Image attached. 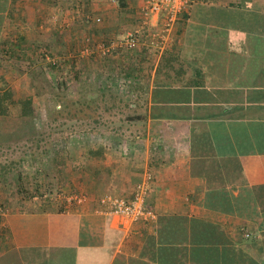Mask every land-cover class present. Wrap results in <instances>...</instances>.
<instances>
[{
  "label": "crops",
  "instance_id": "obj_1",
  "mask_svg": "<svg viewBox=\"0 0 264 264\" xmlns=\"http://www.w3.org/2000/svg\"><path fill=\"white\" fill-rule=\"evenodd\" d=\"M137 2L130 6L137 5L138 10L142 0ZM48 5V0H0V81L13 89L25 77H31L39 60L46 58L48 52L41 54L43 47L53 49L58 15ZM220 9L232 10L228 24L223 25L227 14ZM245 11L264 15V0H195L184 15L188 19L193 13V20L205 24L192 29L194 33L201 31L205 40L209 33L213 39L220 34L211 32V26L235 32L236 36L244 28L240 23ZM128 28L133 26L127 25L123 34ZM176 31L174 28L172 35ZM190 45L194 46L187 48L189 52L204 48V43ZM168 47L169 43L164 49ZM243 51L242 45L234 55L233 66H241L239 73L222 76L224 71L210 68L212 59L195 62L193 58L189 62L195 63L194 67L168 84L156 77V61L150 77L142 82L160 81L163 88L172 90L171 96L165 97L162 87L157 86L161 102L157 107L151 106L148 97L147 120H157L158 124L152 123L151 128L148 123L143 128L146 134L140 153L134 150L119 157L112 154L114 151L109 156L104 152L106 175L102 179L89 172L68 176L67 182L78 189L74 196H82V202L62 193L60 201L52 202L46 198L48 193L41 194L31 185L15 191L8 185L9 174L1 172L0 264H160L159 228L169 215L188 221L189 236L194 234L191 227L195 220L218 228L221 245L237 252L235 264H264V87L254 89L257 99L251 107L244 103L248 107L230 111L231 106L223 101L233 82L248 77L242 70L249 61ZM257 63L262 66L264 60ZM195 68H202V73L196 75ZM199 79L205 86L183 87L182 82ZM261 81L264 78L259 79V85ZM246 90L245 94L251 93ZM139 182L148 186L143 217L133 220L105 213L99 204L103 191L129 199ZM12 191L15 197L11 202L8 194ZM38 193L43 198L38 199ZM190 248L183 256L182 249L172 248L173 264H192Z\"/></svg>",
  "mask_w": 264,
  "mask_h": 264
},
{
  "label": "rangeland",
  "instance_id": "obj_2",
  "mask_svg": "<svg viewBox=\"0 0 264 264\" xmlns=\"http://www.w3.org/2000/svg\"><path fill=\"white\" fill-rule=\"evenodd\" d=\"M122 1L123 5L120 0H48V4L52 7L48 5V9H52L55 16L58 15L54 20L53 49L48 52V56L53 57L61 64L63 62L64 66L61 69L63 70L61 71L63 83L67 82L73 88H71L72 91L66 92V94H64L65 91L61 92L62 88H59V84H61L59 73L53 74V90L49 86L47 88L45 84L47 79L52 76L50 72L46 74L47 76L44 74L46 79L42 76L37 78L36 74H33L34 76L25 77L22 83H17L14 86L16 93L27 94V96L34 99L36 118L33 122H28L24 118H17V111L14 110L13 117H7L3 121H0L1 129L6 133L16 131V134L12 138L6 136L7 140L2 139L0 141V174L1 172L9 174L10 179L7 182L13 190L24 185H31L38 192H42L41 194L43 192L48 193L46 198L52 202L60 201L63 198L61 193L64 194V197L77 195L78 189H75V186L67 182L68 176L80 177L81 173L85 174V172H89L97 178L100 175V179H102L103 175H106L104 172L105 168L103 167L105 153L109 156L111 151H114L112 154L119 157L130 155V153L133 154L132 151L134 150L140 153L143 148V136L146 134V130L143 128H146L148 123H151V128L153 124H158L157 120H146L145 124H141L140 117L132 120L130 116L135 117L136 115L135 113H130L127 109L135 106L136 112L141 115L145 100V107L147 109L150 98L151 106L157 107L156 103L161 102L157 99L159 89L156 86L162 87V96L167 94L164 91L166 88H163L164 84H161L160 81L156 83L154 80L153 84H149L147 81L142 82L143 78L147 80L150 77L151 70L160 58L161 49L138 44L126 48L119 47L118 51H121L119 55L116 54L119 52H115L113 49H110L109 52L103 55V50L99 48V45L103 41L106 43L110 40L117 42L126 30L127 25L129 27L133 26L131 29L128 28L129 31L139 28V9L137 10V5H135V8L130 6L134 5L137 0L129 3L126 0ZM201 5L203 6V4ZM127 6L129 8H126ZM98 14H100V17L98 16L100 21L96 19ZM195 17L196 15L193 16V13L191 17L190 13V16L183 25L180 24L179 26L177 22L175 25L176 34H171L167 42L170 47L175 46L177 48L179 59L187 70H191L195 65V63L190 64V60L196 58V62L200 58H204L202 49L203 54L201 50L199 52L187 51V48H193L194 45H190L192 43L200 46L204 43L201 31L199 33L197 31L195 33L194 31L192 32L194 27H203L205 25L198 24L197 19L196 21L193 20ZM130 23L133 24L130 25ZM211 28L213 27L211 26ZM80 30L83 31L80 32ZM111 32H114V34ZM198 39L202 42L200 43ZM195 55H198V58ZM101 57H108V60H114L113 58H115V62L120 65L129 62V59L131 64L136 63V67L132 68V70H135L136 74L141 77L136 83H131L133 81L131 78V82H129L126 79L124 80V77L118 75L114 81L103 80L101 84L104 89L102 94L112 93L122 98L121 104L124 110H119L118 115L114 116V119H110V124H107L109 123V117L104 116V121H102L104 124L92 133L90 130L79 131V129L85 128L86 125L84 123L73 125L70 129L66 128L63 131H51V128L59 127L53 124V118L57 120L58 124H61L60 122L63 117L59 112L58 114L56 111L50 112L53 104L59 108V105L54 100L61 99L63 95L66 97L68 94L78 97L81 93H85L84 88L93 90L95 85L91 83L90 86L84 81L87 78L96 81L95 73L101 69L99 63L103 59ZM72 61L75 67L71 70L68 65ZM123 67L121 66L117 72L124 73L125 69ZM74 73L80 75L81 78H83L82 76L86 78H84V81L72 84ZM133 74L135 75V73ZM162 76L160 74V78L158 79L162 80ZM163 82L167 83L168 81ZM53 93L57 94V97L54 99H52L51 95ZM108 103L109 101H106V104ZM76 104H79V102L76 101ZM81 105L85 107L83 111L91 110V108L83 104ZM73 107H77V105H73ZM72 109L75 111L74 108ZM31 124H33V127ZM31 127L38 130L35 129L32 133ZM115 127L116 131H113ZM30 128L32 131L28 132ZM41 130H44L43 135L40 136L36 133L37 136L35 135L33 140L28 137L29 134L33 135L35 131ZM133 141H137V143L132 144L131 142ZM119 159L121 162H124V159ZM17 176L18 178L14 179ZM5 186L7 184L1 187L4 188ZM107 193L109 192L103 191L100 195L102 196ZM37 195L38 199L43 198V195L41 196L40 193ZM8 196L11 197L12 202L15 197L14 193L8 194ZM116 196L119 195L116 194ZM70 202H73L72 199H70Z\"/></svg>",
  "mask_w": 264,
  "mask_h": 264
},
{
  "label": "trees",
  "instance_id": "obj_3",
  "mask_svg": "<svg viewBox=\"0 0 264 264\" xmlns=\"http://www.w3.org/2000/svg\"><path fill=\"white\" fill-rule=\"evenodd\" d=\"M207 1V0H204ZM120 2L123 5V1L120 0ZM231 9H220V12L226 13L227 17L223 18L222 21L224 20L225 23L228 24L230 22L229 15L231 13ZM244 13L242 15V20L240 23V26H243L244 28L242 30H239L237 35L235 36V32H226V30L220 31L219 28L213 27V28H208L211 30V32L215 34L220 32L219 35H216L213 39V35L210 36L209 33L206 36V39L204 41V59H212L210 61L213 62V67H210L211 69H216L220 73L224 71L222 76L228 75L229 72H234L239 73L241 71V66H233L235 64L236 58H234V55L236 52L238 53L239 49L242 48L243 45V57L245 59H248V64L247 66H244L242 69L243 71L245 70V73L248 74V77H242L239 79V82H233L231 88H227L228 94L226 93V98L223 99L225 103H228L229 106H231L230 111L232 110H242L244 107L252 106V103L256 98L254 89L256 88L258 91L264 87V82L259 85L258 81L259 79L262 80L264 78V63L263 65L260 66L257 63L258 59L264 60V15L263 14H257L255 12H249L245 11L242 12ZM241 13V14H242ZM185 13L182 14L181 19L178 20V24L180 26L183 25L186 22V15ZM185 16V18H184ZM98 18V17H96ZM100 19V18H99ZM219 22H221V18L218 17ZM233 21V20H231ZM222 24L220 27L224 28ZM207 31V30H206ZM251 32V33H250ZM253 32V33H252ZM239 34V35H238ZM111 40L108 42L110 43ZM103 43H106L103 41ZM107 44V43H106ZM174 45V44H173ZM44 48V47H43ZM50 47L48 46L47 50L43 49L44 51L41 52L43 55L44 53L49 52ZM115 50L117 55L121 53V51H118L119 46H115L112 48ZM106 54V53H105ZM103 54V55H105ZM113 56V55H112ZM43 60H45V56H43ZM103 58L99 63H100V71L95 73V78L96 81H93L92 79H86L84 81L85 76H82L83 78L80 77V75H76V73L73 74V81L71 82L74 84L75 82L79 81H84L86 84L90 85L93 83L94 89L93 90H87L84 88L85 93H81L78 97H73L68 94L66 97H62L59 100H54V102H57V105H59V108L52 105L50 112L56 111L57 114L58 112L63 116L61 119V124H58L53 118V124L58 125L59 127L56 128H51V131L55 130H65L66 128L72 127L73 125L76 124H82L84 123L86 126L85 128L79 129V131H85V130H90L91 133L93 131L98 130L100 126H102L104 123V116L109 117V123L110 124L111 120L114 119V116H117L119 113V110H124L122 107V98L116 96L115 94L109 93V94H102L104 91L103 86H101L103 80L105 81H114L118 75L124 77V80L131 82V83H136L141 77L136 74L135 70H132L136 67V63H130V59L128 60L129 62L120 65L115 62L114 60H108V57H101ZM230 58V59H229ZM52 60H48L43 62L41 61L40 64L34 69H32L31 75L36 74V77H44V74L46 75L48 72L52 74L51 78L47 79L46 81V86L48 88L53 90V82H54V75L59 73L60 83L59 88H62V91L70 92L72 91L71 88H73L71 85H68L67 82L63 83V79L61 76V70L63 68V62L62 64L59 63V61H56L53 57H51ZM229 60L232 62V64L229 65ZM69 68L72 70L75 67L74 62L72 61L71 63L69 62ZM121 66H124L123 68L125 69L124 73L117 72ZM207 69H209L208 66H204ZM203 67V68H204ZM202 68H195L194 71L196 75H200ZM187 70L186 67H184L179 59V52L177 51V48L175 46L165 48L160 55V58L156 64L155 67V74L157 78H160L159 75L162 76L161 81H168L171 82L174 80L176 77L175 76H181L185 71ZM135 73V75L133 74ZM244 73V74H245ZM54 74V75H53ZM34 76V75H33ZM47 76V75H46ZM126 77V78H125ZM166 77V78H164ZM36 78V79H37ZM131 78V80H130ZM46 79V78H45ZM255 79V81H254ZM167 82V84H168ZM256 82V83H255ZM99 83V84H98ZM183 83V87H188V86H193V87H203L204 81L202 79L195 81H189L186 80ZM91 86V85H90ZM130 86V85H129ZM230 86V85H229ZM157 87V86H156ZM159 87V86H158ZM224 89V92L226 90ZM247 88L246 92H251L245 94V89ZM175 90V89H174ZM167 92L165 94V97L171 96L172 90H164ZM174 92V91H173ZM219 94V93H218ZM52 99L56 98L57 94L53 93ZM84 96V97H82ZM58 97V98H60ZM107 98V99H105ZM77 99V100H75ZM222 100V99H221ZM76 101L79 102V104H76ZM106 101H109L108 104H106ZM59 103V104H58ZM146 100L143 104V110L142 114H138L136 111L135 106L130 107L127 109L130 111V113H135V117L130 116V119L135 120L140 117V121L142 122L141 124H145L147 120V109L145 107ZM248 103L249 105L245 106V104ZM81 104L84 106H87L91 108V110H86L83 111V107ZM125 104V103H124ZM73 105H77V107H73ZM263 106V104L261 105ZM74 108L75 111L72 109ZM113 108H118V109H113ZM17 111V118H24L28 122H33L34 119L36 118V106L34 104V99L30 96H27V94H18L15 92V90L11 87L8 86L7 83L0 81V121H3L4 118H10L13 117V111ZM120 111V112H121ZM213 115H216V112H213ZM33 127V124H31ZM31 127V128H32ZM28 132L32 133L34 132L35 129L37 128H32ZM18 129V128H17ZM38 130V129H37ZM113 131H116V127L113 129ZM27 132V133H28ZM13 133V134H11ZM25 133V134H27ZM38 135H43L44 130L41 131H35L33 135H30L28 137L33 140V137L37 134ZM8 134V135H7ZM16 134V131H10V132H5L1 129L0 125V141L7 140V137L12 138V136ZM3 137V138H2ZM163 218V217H162ZM187 220L183 217L177 216V215H169L164 217V220L162 224L160 225V247L158 250V256H157V261L160 264H173V257L174 254L171 251L172 248L177 247L182 249L184 254H187V250L189 245L191 246L189 253L191 252L192 255V264H235L237 263V252L233 251V249H227L223 247L221 244V238L219 239V235L222 233L218 228L215 226L206 224V222L203 221H193L191 227L192 231L194 232L193 236H189L188 233V227H187ZM191 237V242L189 241V238ZM213 239L212 242H209L207 240ZM208 241V242H206ZM180 246V247H178ZM224 258V263H223V258ZM185 264V263H181Z\"/></svg>",
  "mask_w": 264,
  "mask_h": 264
},
{
  "label": "built area",
  "instance_id": "obj_4",
  "mask_svg": "<svg viewBox=\"0 0 264 264\" xmlns=\"http://www.w3.org/2000/svg\"><path fill=\"white\" fill-rule=\"evenodd\" d=\"M194 2L195 0H142L139 7V28L123 34L117 42L101 43L99 48L105 54L115 46L126 48L142 44L162 51L167 45L175 25L181 19V15L187 12ZM96 19L100 21L99 18ZM150 24L153 26L152 29H149ZM46 59L52 60L48 55ZM147 194V184L139 182L136 184L131 198L127 199L107 193L100 198L99 204L105 213L122 215L136 220L147 212ZM73 199L82 202L83 197L74 196Z\"/></svg>",
  "mask_w": 264,
  "mask_h": 264
}]
</instances>
